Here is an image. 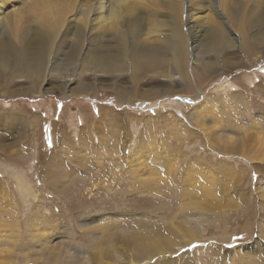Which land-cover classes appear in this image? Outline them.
<instances>
[{
    "label": "rangeland",
    "instance_id": "374dc122",
    "mask_svg": "<svg viewBox=\"0 0 264 264\" xmlns=\"http://www.w3.org/2000/svg\"><path fill=\"white\" fill-rule=\"evenodd\" d=\"M0 1V264H264V0Z\"/></svg>",
    "mask_w": 264,
    "mask_h": 264
},
{
    "label": "crops",
    "instance_id": "0c3cea01",
    "mask_svg": "<svg viewBox=\"0 0 264 264\" xmlns=\"http://www.w3.org/2000/svg\"><path fill=\"white\" fill-rule=\"evenodd\" d=\"M51 127V126H50ZM50 127H48V128H50ZM75 149H76V147L73 145L72 147H71V149L70 148H68L67 150L66 149H63V148H59V149H57V153H59L58 155H63L62 154V152L65 154V153H69V154H71V155H73L72 157H74L75 155H74V153H75ZM59 150L61 151V152H59ZM61 158V157H60ZM64 157H62V159H61V161L63 160V161H65V160H68V159H63ZM69 161H71L70 163L67 161V162H65V167H67V170H72V164L74 163V161H76V157L75 158H73V159H71V160H69ZM66 169V168H65ZM44 186V185H43Z\"/></svg>",
    "mask_w": 264,
    "mask_h": 264
},
{
    "label": "bare ground",
    "instance_id": "6f19581e",
    "mask_svg": "<svg viewBox=\"0 0 264 264\" xmlns=\"http://www.w3.org/2000/svg\"><path fill=\"white\" fill-rule=\"evenodd\" d=\"M100 0H97V2H99ZM99 5H100V3H99ZM98 5V6H99ZM3 7V5H2V1H0V10H1V8ZM36 8V7H35ZM30 9V8H29ZM216 10V9H215ZM180 14H181V12H180ZM187 16H189V15H187ZM195 18V17H194ZM222 20V19H221ZM264 20V19H263ZM218 22V21H217ZM262 22V21H261ZM256 25V24H255ZM213 26V25H212ZM2 27V26H1ZM9 27V26H8ZM218 28V27H217ZM172 31V30H171ZM182 32V31H181ZM257 32V31H256ZM261 32V31H260ZM169 33V32H168ZM221 33V32H220ZM184 34V33H183ZM258 34V33H257ZM169 36V35H168ZM175 36V35H174ZM193 36V35H192ZM222 37H223V35H221ZM174 38V37H173ZM263 39V38H262ZM183 40V39H182ZM174 41V40H173ZM237 42V41H236ZM2 44V43H1ZM172 44V42L170 41V44L169 45H171ZM186 44V43H185ZM174 45V44H173ZM175 47H176V51H177V48L179 47V46H177V45H174ZM172 47V46H171ZM174 49V48H173ZM171 50V49H170ZM175 52V51H174ZM195 54V53H194ZM17 57H20V56H22L21 55V53L19 54H17L16 55ZM177 57V56H176ZM195 63V62H194ZM46 65V64H45ZM48 65V64H47ZM206 66V65H205ZM45 75V74H44ZM65 77V76H64ZM71 77V76H70ZM66 78V80L67 79H69V80H71L72 78ZM173 77V76H172ZM174 77H176V76H174ZM175 80V79H174ZM178 85V84H177ZM223 87V86H222ZM222 87H220V88H222ZM122 99V98H121ZM124 102V101H123ZM194 109V108H193ZM208 110H209V108H208ZM209 113V112H208ZM22 120V119H21ZM217 121V120H216ZM210 125H212V124H210ZM45 127V126H44ZM211 128V127H210ZM104 135V134H103ZM209 137V136H208ZM212 136H210L209 138H211ZM253 137V136H252ZM252 139V138H251ZM256 139V138H255ZM229 141V140H228ZM257 141V140H256ZM212 142V141H211ZM150 147V146H149ZM226 148V147H225ZM223 152H224V150H223ZM225 153V152H224ZM231 153V152H230ZM235 153V152H234ZM245 153V152H244ZM239 155V154H238ZM251 161H252V159H251ZM72 163V162H71ZM141 163V162H140ZM73 166V165H72ZM65 178V177H64ZM145 185V183H141L140 184V186H143V185ZM146 186V185H145ZM24 189V188H23ZM30 192V191H29ZM193 234V233H192ZM161 242V241H160ZM2 251V250H1Z\"/></svg>",
    "mask_w": 264,
    "mask_h": 264
}]
</instances>
